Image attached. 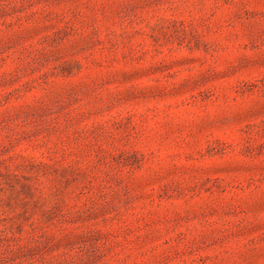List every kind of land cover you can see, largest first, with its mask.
<instances>
[{
    "label": "rangeland",
    "instance_id": "rangeland-1",
    "mask_svg": "<svg viewBox=\"0 0 264 264\" xmlns=\"http://www.w3.org/2000/svg\"><path fill=\"white\" fill-rule=\"evenodd\" d=\"M0 264H264V0H0Z\"/></svg>",
    "mask_w": 264,
    "mask_h": 264
}]
</instances>
